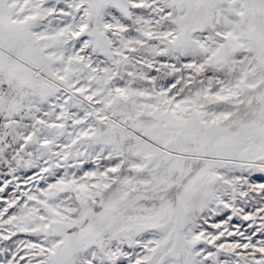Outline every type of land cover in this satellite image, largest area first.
<instances>
[{"label": "snow or ice", "instance_id": "6c2138e0", "mask_svg": "<svg viewBox=\"0 0 264 264\" xmlns=\"http://www.w3.org/2000/svg\"><path fill=\"white\" fill-rule=\"evenodd\" d=\"M0 264H264V0H0Z\"/></svg>", "mask_w": 264, "mask_h": 264}]
</instances>
